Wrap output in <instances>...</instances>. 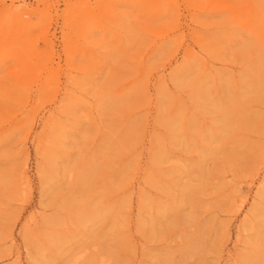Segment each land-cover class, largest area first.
<instances>
[{
    "label": "rangeland",
    "instance_id": "1",
    "mask_svg": "<svg viewBox=\"0 0 264 264\" xmlns=\"http://www.w3.org/2000/svg\"><path fill=\"white\" fill-rule=\"evenodd\" d=\"M0 264H264V0H0Z\"/></svg>",
    "mask_w": 264,
    "mask_h": 264
},
{
    "label": "bare ground",
    "instance_id": "2",
    "mask_svg": "<svg viewBox=\"0 0 264 264\" xmlns=\"http://www.w3.org/2000/svg\"><path fill=\"white\" fill-rule=\"evenodd\" d=\"M14 2V1H13ZM15 3V2H14ZM14 3H12V4H10V5H8V9L11 11V12H13V13H15V14H17V15H19L20 17H19V19L21 20V23L23 22V23H28V19L30 18H28L27 20H25V18L23 17V15H25V13H29V10H28V8H26V7H24L23 5H20V6H17V5H15ZM14 17V16H13ZM258 19V18H257ZM29 21H30V19H29ZM22 23V24H23ZM24 24V30H25V25ZM16 25V24H15ZM18 25H19V23H18ZM28 25V24H27ZM255 25V24H254ZM31 26V25H30ZM254 27V26H253ZM14 28V27H13ZM14 30V29H13ZM23 30V29H22ZM50 43V42H49ZM51 44V43H50ZM52 52V51H51Z\"/></svg>",
    "mask_w": 264,
    "mask_h": 264
}]
</instances>
